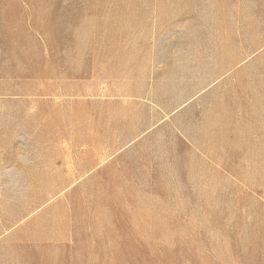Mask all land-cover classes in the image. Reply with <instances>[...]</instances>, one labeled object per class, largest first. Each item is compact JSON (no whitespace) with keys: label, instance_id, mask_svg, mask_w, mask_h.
Returning <instances> with one entry per match:
<instances>
[{"label":"rangeland","instance_id":"obj_1","mask_svg":"<svg viewBox=\"0 0 264 264\" xmlns=\"http://www.w3.org/2000/svg\"><path fill=\"white\" fill-rule=\"evenodd\" d=\"M0 264H264V0H0Z\"/></svg>","mask_w":264,"mask_h":264}]
</instances>
